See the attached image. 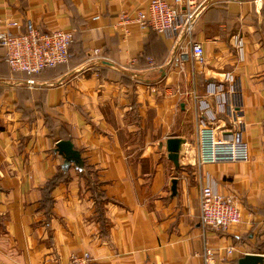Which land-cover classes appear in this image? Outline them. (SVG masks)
Instances as JSON below:
<instances>
[{
  "label": "crops",
  "instance_id": "0c3cea01",
  "mask_svg": "<svg viewBox=\"0 0 264 264\" xmlns=\"http://www.w3.org/2000/svg\"><path fill=\"white\" fill-rule=\"evenodd\" d=\"M149 1L0 0V31L14 19L22 31L28 21L75 31L70 61L37 76L13 71L0 48V264H67L84 252L93 264H202L206 244L217 264L264 255V0L210 1L193 30L203 64L182 34L122 22ZM227 71L242 82L252 160L198 167L199 104L189 93L205 96ZM173 136L183 141L179 166ZM60 140L82 163L67 161ZM65 165L68 177L48 187ZM207 175L238 200L242 220L227 231L200 222Z\"/></svg>",
  "mask_w": 264,
  "mask_h": 264
},
{
  "label": "built area",
  "instance_id": "2783aa9c",
  "mask_svg": "<svg viewBox=\"0 0 264 264\" xmlns=\"http://www.w3.org/2000/svg\"><path fill=\"white\" fill-rule=\"evenodd\" d=\"M211 0H150L147 7L138 9L134 16L121 15L124 24L132 21L141 28H151L160 33L182 34L188 38L194 60L203 64L205 51L201 42L193 38L198 17ZM7 30L0 31V47L5 51V60L13 71L38 73L47 68L67 63L71 46L75 41L73 29L56 28L42 31L35 22L28 21L26 30L19 20L5 23ZM99 49L94 51L95 54ZM150 61H152L150 59ZM218 82H209L206 95L191 91L189 95L198 105L196 135V165L248 162L252 160L249 142L245 138L247 124L241 110L244 106L242 82L233 72L221 73ZM34 85L33 78L27 80ZM214 100V107L210 100ZM226 120L219 125L218 115ZM262 126L264 131V107ZM200 222L205 229L227 231L242 220V213L234 195L222 194L214 181L206 176L200 179ZM229 253L233 249L228 250ZM215 248L206 244L202 253V264H217L219 258ZM67 264H93L89 252L73 253Z\"/></svg>",
  "mask_w": 264,
  "mask_h": 264
},
{
  "label": "water",
  "instance_id": "95a60500",
  "mask_svg": "<svg viewBox=\"0 0 264 264\" xmlns=\"http://www.w3.org/2000/svg\"><path fill=\"white\" fill-rule=\"evenodd\" d=\"M98 63L105 64L108 66H111L113 68L126 71L122 67L118 66L115 63H112L110 61L100 60ZM182 139L177 136L170 137L167 141V149L169 151V158L177 165L179 166V155H180V147L182 143ZM57 149L58 151L65 155L67 161L74 162L77 165L82 163L80 152L75 149L74 144L70 140H60L57 143ZM68 162V163H69ZM177 184L178 180L174 178L172 180V191L174 194L177 193ZM238 264H264V255L262 254H247L241 259H239Z\"/></svg>",
  "mask_w": 264,
  "mask_h": 264
},
{
  "label": "trees",
  "instance_id": "16d2710c",
  "mask_svg": "<svg viewBox=\"0 0 264 264\" xmlns=\"http://www.w3.org/2000/svg\"><path fill=\"white\" fill-rule=\"evenodd\" d=\"M1 48V47H0ZM4 60H5V54H4ZM6 61V60H5ZM70 61V60H69ZM68 61V62H69ZM7 62V61H6ZM67 62V63H68ZM8 63V62H7ZM63 64H66V63H62V64H59V65H63ZM59 65H57V66H59ZM57 66H55V67H57ZM55 67H52V68H55ZM47 69H50V68H47ZM47 69H45V70H47ZM45 70H42V71H40V72H38V73H33V74H28V73H26V72H24V73H26V74H28V75H30V76H37V75H39L41 72H43V71H45ZM69 170H70V165H65L64 167H63V169H62V173H59V174H57L56 176H54V178H52L49 182H48V187H54L57 183H58V181H59V179H64L65 178V176H67V174L69 175ZM81 170L82 171H84V166H83V168L81 167ZM68 177V176H67ZM66 177V178H67ZM86 177H88V179H89V181H90V187H91V189H92V191H93V193H94V195H95V197H96V200H97V202H98V204L100 203H102V201H103V199H104V195H103V193H100L97 189H96V187L91 183V180H90V178H89V176L87 175Z\"/></svg>",
  "mask_w": 264,
  "mask_h": 264
}]
</instances>
